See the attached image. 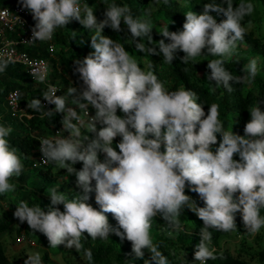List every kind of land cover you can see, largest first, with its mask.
Instances as JSON below:
<instances>
[{
  "label": "clouds",
  "instance_id": "clouds-1",
  "mask_svg": "<svg viewBox=\"0 0 264 264\" xmlns=\"http://www.w3.org/2000/svg\"><path fill=\"white\" fill-rule=\"evenodd\" d=\"M18 2L35 21L26 43L50 41L56 28H65L72 20L88 30L95 29V34L90 38L94 51L82 60L73 61L74 70L84 85L79 96L75 95V87H69L66 94L56 95L60 89L48 85L42 97L54 105L53 110L45 111L40 99H31L27 105L41 113V118L63 114L60 123L69 136L41 139V162L53 163L66 169L68 174H74L80 192L69 199L63 192L51 188L46 212L38 205L29 207L20 201L13 213L15 218L22 223L26 221L33 232L44 234L49 247L64 245L77 252L83 249L90 264L92 251L85 249L81 242L85 232L92 240H106L110 234L122 241L126 239L131 242L136 259H142L143 250L147 249L150 260H145L144 264H169L153 243L151 221L160 216L173 231L179 232L183 230L179 216L185 207L204 225L194 251V261L199 264L223 259V254L218 256L216 248L211 246L209 229L237 231V212L247 233H259L264 227V216L260 215L264 208V112L259 105L264 100H257L248 109L250 120L244 126L243 135L226 131L218 119L219 105L213 103L205 114L194 91L184 87L166 89L154 71L142 70L123 44L101 34L105 26L121 32L123 24L134 38L137 51L162 55L169 64L176 59L177 50L184 53L180 59L186 64L207 49L210 56L219 57L208 62L207 80L231 92L230 81L251 83L257 73V59L250 60L242 69L247 72L243 76H234L224 67L236 53L237 42L244 41L246 28L242 21L254 11L252 3L241 2L235 7L232 0L206 3L199 15L192 11L184 14L182 31L170 32L168 26L163 28L160 35L170 43L161 39L152 47L151 19L134 18L126 4H108L105 19L97 23L93 8L86 2L82 5L80 0ZM210 13L223 15L225 19L218 23ZM72 36L74 38L76 33L72 32ZM140 37H146L147 44L139 42ZM10 62V57L0 55V73ZM152 67L149 64V68ZM32 75L40 83L47 78L46 72L34 71ZM69 97H73L72 104L85 115L82 113L80 117L75 108L68 106ZM89 105L96 110L91 117L87 111ZM118 109L122 116L117 115ZM81 128L93 133L94 138L87 135L79 139ZM12 131L11 126L0 125V194L14 192L17 184L12 178L19 177L24 170L17 150L6 139ZM217 134L222 139L213 152ZM118 136L121 138L116 144L119 151L112 146ZM101 153L104 154L102 161ZM77 162H82L79 170L73 167ZM186 187L198 195L203 207H198L192 197L185 194ZM91 193L95 194L99 210L87 203ZM59 205L63 206V211L56 207ZM105 213L112 214L116 227L109 224ZM24 264H43V261L40 254L35 253L29 255Z\"/></svg>",
  "mask_w": 264,
  "mask_h": 264
},
{
  "label": "trees",
  "instance_id": "trees-1",
  "mask_svg": "<svg viewBox=\"0 0 264 264\" xmlns=\"http://www.w3.org/2000/svg\"><path fill=\"white\" fill-rule=\"evenodd\" d=\"M10 0H0V6L8 4ZM18 1V0H17ZM93 8V14L97 23L105 19V9L108 4L116 3L117 5H127L131 9V14L134 18H150L152 22L151 36L155 47V42L164 39L165 43H170L167 38L160 35V32L165 26H168L170 32H178L183 30L185 23V13L192 11L197 15L203 12V6L206 3H220L221 0H83ZM233 6L244 3H252L254 11L251 15L245 16L242 21V26L246 28V34L243 42H237L236 53L230 60H227L224 67L234 76L247 75L242 69L247 66L250 60L257 57L264 64V0H232ZM226 6V5H225ZM217 22L225 19L223 15L217 16L216 13H210ZM123 31L114 32L109 27L105 26L101 34L112 38L114 41L124 45L125 50L130 53L138 61L139 66L147 71H154L158 80L162 82L166 89L176 90L180 87L194 91L198 96L200 103L207 114L208 107L213 103L219 105L218 119L223 123L226 131L232 130L235 134L243 135L244 126L250 120L248 109L257 100H264V69L258 70L254 80L251 83L244 81L242 83L229 82L233 91L229 92L222 85L215 87L213 82L207 80V75L210 74L207 64L211 59L219 57L210 56L207 49L202 50V55L194 60L184 64L181 62V57L184 55L182 51L177 50L175 53L176 59L171 64L164 61L162 55H149L147 52L141 53L135 48L134 38L127 31L126 26L121 25ZM72 32L76 33L73 38ZM95 34V29L88 30L79 24L78 21L72 20L65 28L58 27L53 34V42L55 49L49 53L47 46L43 42H37L34 46L26 48L31 54L40 56L49 61V76L51 83L57 84L60 91L56 95L66 94L69 87L77 89L76 97L84 88L83 81L79 77V73L75 72L73 63L76 59H83L90 52L94 51L90 46V38ZM139 42L147 44L146 37H140ZM158 51V49H157ZM61 63V70L58 71L57 63ZM149 64L153 67L150 69ZM65 72L71 74L75 83L64 77ZM19 89L20 97L19 104L25 108L26 114L30 116L19 117L18 113L11 111L7 106V95L10 91ZM214 89V90H213ZM47 90L43 84H37L27 75L25 69L15 63H9L6 70L0 73V125L11 126L13 131L6 138L11 147L17 150L24 165V170L19 177H13L12 182L17 184L13 196L12 192L0 194V202L8 204L12 212L0 213V264H13L12 256L8 254L6 241H9L13 234L20 237L25 235V227L27 238L33 239L37 243L44 242L42 236L31 234L28 225L22 227L17 224V218L13 213L20 201H24L29 207L38 205L43 211H47V206L50 204V198L47 196L48 190L56 188L63 192L69 199L78 195L80 190L76 187V177L74 174H68L66 169H60L53 163L47 166H37L36 146L39 138H44L60 132V136L67 137L69 133L63 131L60 123L62 115L56 113L53 116H45L41 118V113L27 107L31 99H40L43 105L44 99L42 93ZM72 98L69 97L68 106L75 108L77 114L82 117V109L72 104ZM264 112V103L259 105ZM89 108V107H88ZM93 116L95 109L91 107ZM54 109V105L48 104L44 106L45 111ZM117 115H123L120 110H117ZM76 121L73 120V123ZM100 125L97 124V128ZM94 138L93 133H87L83 128L81 137L84 136ZM121 138L118 136L113 141V148L116 149V144ZM222 139L220 134H217V144L212 150L219 146ZM163 151V146L161 147ZM239 160L238 156L233 157ZM99 159H104V154L99 155ZM77 170L82 168V162H77L73 165ZM94 184V181H93ZM185 194L192 197L198 207H203L204 203L199 199L196 193L185 189ZM91 198L87 203L93 208L99 210L95 203L94 193L90 194ZM61 211L63 206L59 205ZM108 222L113 227L117 226V221L111 213H105ZM260 215L264 216V208L260 210ZM179 219L182 223V229L179 232L173 231L160 216H156L151 221L150 234L153 243L158 246V250L162 252L168 259L169 264H199V261H194L195 245L200 240V229L204 226L203 221L190 211L187 207L181 209ZM235 222L237 230H246L243 226L241 214H235ZM27 224V223H26ZM264 228V227H262ZM212 234L211 246L216 248L217 255L223 254V259L209 260L206 264H248L252 260H256L260 264H264V233L261 232L253 238V241L241 239L236 252H232L229 247L222 246L220 239L228 232L209 229ZM172 232V235H169ZM81 242L85 249H90L93 254L91 264H144L145 260H150V253L144 249V257L136 259L131 250V242L121 240L119 237L110 234L109 239L102 240L97 238L92 240L87 233L82 234ZM26 237V235H25ZM47 251L42 254V258L49 262V253L53 255L60 254L64 257L65 254H77L80 259L79 264H90L84 255L83 249L77 252L74 248L68 249L64 245H59L57 248L49 247V242L46 241ZM255 246V247H254Z\"/></svg>",
  "mask_w": 264,
  "mask_h": 264
},
{
  "label": "built area",
  "instance_id": "built-area-1",
  "mask_svg": "<svg viewBox=\"0 0 264 264\" xmlns=\"http://www.w3.org/2000/svg\"><path fill=\"white\" fill-rule=\"evenodd\" d=\"M80 3L83 5V0H80ZM17 16L20 18L19 21L16 19ZM34 24L35 21L32 19L31 13L26 9H22L17 0H10L8 4L1 5L0 55H3L6 58L10 57V63L21 65L25 69L27 75L32 79V81L36 82L37 84H40V82L37 81V79L32 75V73L34 71L38 74L46 72L47 78L41 84L45 85L46 87H48V85H53L60 89L59 85L51 83L50 79L48 78L49 61L45 58L29 53L26 49L34 46L37 42L45 43L49 53H52L55 49L53 38L50 41H35L34 43H26L31 38V29ZM16 93H18L19 95L17 96ZM19 97V89H14L8 93L6 99L8 108L13 112L18 113L19 117L21 118L23 116L28 115L26 114L25 108L20 106ZM43 105L47 107V101L44 100ZM87 111L89 115V110L87 109ZM83 114L85 115L84 111ZM58 137H61L60 132L56 130L54 134L44 138L54 139ZM44 138H39L37 141V162L35 164L37 166H47L49 164H43L41 162L43 157L42 153L39 151V148L40 140ZM23 238L24 237L22 236L21 239Z\"/></svg>",
  "mask_w": 264,
  "mask_h": 264
},
{
  "label": "rangeland",
  "instance_id": "rangeland-1",
  "mask_svg": "<svg viewBox=\"0 0 264 264\" xmlns=\"http://www.w3.org/2000/svg\"><path fill=\"white\" fill-rule=\"evenodd\" d=\"M253 59H257V71L263 70L264 64L261 62V60L259 61V59L257 57H254ZM247 65H248V63H247ZM57 69H58V71L61 70V63L60 62L57 63ZM64 77L67 78L71 84L75 83L74 77L71 74H69L68 72H65ZM88 107H89L88 109L90 111V117H91V116H93V111L91 110L92 106L89 105ZM86 120L87 119H85V121ZM82 130H83V128H81V134H82ZM11 196H13V192L11 193ZM4 211L12 212V210H10L8 204H6L5 202H0V213L4 212ZM26 223H27L26 221L22 223L19 220H17V224L21 225L22 227H25V225H27ZM27 229L28 228L25 227L24 232L26 235V237H25L26 239L21 240V237H17V235L13 234V236L10 238V240L6 241L8 254H10V256L13 257L12 258L13 264H24V260H26L29 255H32L35 253H39L41 258H42V254L45 251H47L48 247L46 245V241H48V240H47L46 236L40 232H33L31 229H29L31 234H35L37 236H42L44 239V242H42V243H37L36 241L33 242L32 238L31 239L27 238V234H26ZM261 232L264 233V228L260 229L259 233H261ZM259 233H257V234H259ZM257 234H255V235H257ZM255 235L247 233L246 230L231 231V232H228L226 235H224L220 239V244L222 246L229 247L230 250L235 253L242 238L245 237L246 240L251 242V241H253V238L255 237ZM49 257H50L49 262L45 261L42 258L43 264H79L80 263V259H79V256L77 254H68L67 253L63 257L60 254L53 255V254L49 253ZM248 264H260V263H258L256 260H252Z\"/></svg>",
  "mask_w": 264,
  "mask_h": 264
}]
</instances>
